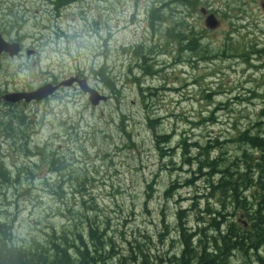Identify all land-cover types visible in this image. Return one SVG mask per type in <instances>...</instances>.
<instances>
[{"label": "rangeland", "instance_id": "obj_1", "mask_svg": "<svg viewBox=\"0 0 264 264\" xmlns=\"http://www.w3.org/2000/svg\"><path fill=\"white\" fill-rule=\"evenodd\" d=\"M54 1L0 0V31L24 45L0 61V157L10 172L9 183L0 180V223L17 242L44 245L54 232L89 241L94 221L113 241L114 262L137 245L163 260L180 256V213L192 236L207 227L208 209L223 212L211 196L220 175L200 165L206 151L197 144L225 165L260 155L244 140L264 135V0H76L63 8ZM185 27L196 40L191 50L166 38ZM141 45L151 53L143 72L132 49ZM72 78L108 100L92 106L77 82L42 102L3 98ZM8 122L18 142L9 140ZM158 135L170 143L158 149ZM256 189H243L248 203L263 202ZM226 212L238 218L239 209ZM251 215L241 216L246 229Z\"/></svg>", "mask_w": 264, "mask_h": 264}, {"label": "trees", "instance_id": "obj_2", "mask_svg": "<svg viewBox=\"0 0 264 264\" xmlns=\"http://www.w3.org/2000/svg\"><path fill=\"white\" fill-rule=\"evenodd\" d=\"M75 1L56 0L54 4L58 8H63ZM160 11V8L151 11L152 24L156 19L155 16H160ZM189 31L192 34L187 27H185V31L180 32L179 30L176 32L169 30L166 38L170 42L178 41L179 46H187L188 48L185 49L191 50L196 45V40L191 38ZM132 49L138 62L142 63L143 61V65L138 64V67L142 72L146 71L145 62L147 60L144 57L151 53L148 54L147 50L144 51L142 45ZM95 72L98 74L97 76L103 77L105 68ZM106 84L110 85L107 81ZM5 125L9 140L13 139L14 142H18L19 134L13 127L16 125L11 122ZM24 139L26 143H23L21 147L26 150L30 142L27 143V137ZM170 140L168 135L156 136L157 148L160 149L162 144L170 143ZM244 142L251 149L259 151L260 155L248 158L244 153L240 160L230 161L228 165H225L224 161H220V159L210 160L207 148L197 144L200 150L206 151V158L203 163L199 162L200 165L212 169L211 176L220 175L218 181L211 182L213 191L211 196L219 197V199L217 198L218 205L219 208L221 206L223 212L217 211V209H208L209 217L202 219L208 228H202L192 236L186 234L185 225L182 223L183 212L180 213V224L183 227V250L180 256L163 260L158 256L152 257L142 246L137 245V253H132L131 257H123L114 262L116 260L114 252L111 254L107 251L113 241L107 235L101 234L94 221L89 228V241H86L82 234L73 240L66 233L57 234L54 232L49 236L48 241L43 243L44 245L17 242L12 226L0 223V264H232L231 259L235 254L243 259L255 257L256 261L264 264V257L259 255L264 249V222L261 220L264 210V141H261L257 135H249ZM47 161L51 166H56L57 172L64 168V162L61 160L57 161L54 158L49 160L47 157ZM222 164L223 166L220 168ZM7 170L4 159L0 157V180L4 181L3 183L10 182V172ZM259 185L262 186V191L258 188ZM251 187L257 188L255 194L260 195L263 202H260L258 196L254 202H247V198L243 197V189L247 190ZM227 206L239 209L238 218H235L236 213L226 212ZM244 213H252L249 229L245 228L246 221L240 220ZM227 216L230 217L227 218Z\"/></svg>", "mask_w": 264, "mask_h": 264}, {"label": "water", "instance_id": "obj_3", "mask_svg": "<svg viewBox=\"0 0 264 264\" xmlns=\"http://www.w3.org/2000/svg\"><path fill=\"white\" fill-rule=\"evenodd\" d=\"M205 10H202L204 12ZM206 15V14H205ZM206 26L209 29H215L218 26V20L215 14H210L206 18ZM3 54H8L10 57H17L21 54V45L19 42H9L3 39L0 36V59ZM32 54L31 51H28V55ZM74 82H77L81 91L84 94L88 95L89 101L92 106H98L101 101H107L108 97L100 94L99 91L93 89L89 86L86 79L76 80L75 78L65 80L57 85L53 83H46L42 85L38 89L30 92H19V93H8L4 96L6 102L9 103H18L25 102L26 104H30L32 102H42L51 96H53L56 92L60 90V88H70L73 86Z\"/></svg>", "mask_w": 264, "mask_h": 264}, {"label": "flooded vegetation", "instance_id": "obj_4", "mask_svg": "<svg viewBox=\"0 0 264 264\" xmlns=\"http://www.w3.org/2000/svg\"><path fill=\"white\" fill-rule=\"evenodd\" d=\"M205 21H206V19H205ZM0 36H2L3 37V39H5V40H7L6 38H5V33H3L2 31H0ZM19 42L20 43V45H21V48L22 49H24V45L22 44V42H21V40L19 39V38H17L16 40H12V41H10V42ZM263 54V52H259V55H262ZM6 57H10L8 54H3L2 56H1V60H3L4 58H6ZM0 60V61H1ZM0 66H1V64H0ZM80 78V77H79ZM53 84H55V85H57L58 84V82L57 81H55ZM61 89H63V88H61ZM60 89V90H61ZM4 98V97H3ZM260 140L261 141H264V135L260 138ZM263 144H264V142H263Z\"/></svg>", "mask_w": 264, "mask_h": 264}, {"label": "bare ground", "instance_id": "obj_5", "mask_svg": "<svg viewBox=\"0 0 264 264\" xmlns=\"http://www.w3.org/2000/svg\"><path fill=\"white\" fill-rule=\"evenodd\" d=\"M66 5V4H65ZM210 12V11H209ZM190 26V25H189ZM173 34V33H172ZM17 37V36H16ZM16 40V39H15ZM212 44V43H211ZM158 46V45H157ZM203 49V48H202ZM204 51V49H203ZM207 51V50H206ZM198 56V55H197ZM204 56V55H203ZM206 58V57H205ZM204 59V58H203ZM198 60V59H197ZM104 67V66H103ZM262 68V67H261ZM54 79V78H53ZM185 153V152H184ZM209 160V159H208Z\"/></svg>", "mask_w": 264, "mask_h": 264}]
</instances>
